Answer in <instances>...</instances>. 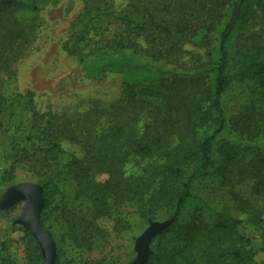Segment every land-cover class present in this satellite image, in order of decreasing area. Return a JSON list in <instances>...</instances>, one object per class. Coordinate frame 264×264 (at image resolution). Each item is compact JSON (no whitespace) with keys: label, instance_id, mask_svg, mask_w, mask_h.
Masks as SVG:
<instances>
[{"label":"trees","instance_id":"1","mask_svg":"<svg viewBox=\"0 0 264 264\" xmlns=\"http://www.w3.org/2000/svg\"><path fill=\"white\" fill-rule=\"evenodd\" d=\"M81 1L82 11L72 27H90L85 36L90 46L67 43L68 54L84 58L86 47L105 56L130 51L172 68L165 74L151 72L150 63L136 64L140 76L124 77L117 101L96 103L80 112L41 113L34 93L25 95L30 129L20 158L39 179L46 209L60 193L57 176L68 175L90 205L85 213L63 214L77 247L107 236L101 221L112 224L116 237L129 230L122 211L134 207L146 221L160 211L171 212L146 264H196L193 244L201 236L205 264H258L253 247L258 241L264 252V211L234 188L252 183L255 196L264 193V151L258 145L264 136V0ZM38 3L0 0V50L12 48L1 58L6 64H12L11 56L26 35L14 32L25 29L11 17V8L37 12ZM216 33L217 61L211 49ZM234 44L237 59L232 55ZM198 45L204 60L191 64L188 48ZM107 63L102 60L93 75L105 76L111 68ZM244 81L253 83L248 104L228 118L224 95L231 84ZM6 104L0 91V131L6 129ZM21 122L17 114L10 125L19 131ZM227 129L246 144L221 142ZM67 142L83 154L71 155L65 163ZM213 180L229 188L236 209L248 218L208 207L197 186ZM208 211L214 212L211 225L204 218ZM26 233L28 264H44L38 241L28 229ZM168 237L173 242L167 243ZM5 247L3 242L2 250ZM132 262L133 258L128 264ZM0 264L17 263L7 257Z\"/></svg>","mask_w":264,"mask_h":264},{"label":"rangeland","instance_id":"2","mask_svg":"<svg viewBox=\"0 0 264 264\" xmlns=\"http://www.w3.org/2000/svg\"><path fill=\"white\" fill-rule=\"evenodd\" d=\"M39 11H26L23 8H11V17L23 26L14 32L26 34L20 40L15 56H11L12 64H6L3 56L11 54V46L0 50V91L8 100L4 117L6 129L0 131V260L7 257L13 258L17 264H28L25 255L27 228L20 220L26 210L35 202V199L21 200L13 205L10 202L27 185L40 187L39 179L29 170L20 158V148L26 146L27 133L30 129L28 120L30 112L26 106L25 95L34 93V103L41 113L83 111L93 104L110 105L117 101L125 76L133 79L140 76V68L136 64H151V72L161 70L167 74L170 68L166 64H153L149 59L133 54L130 51L114 53L108 56L104 52L90 53L91 47L84 48L82 57L67 53L65 44H78L83 47L85 36L90 27H72L74 21L81 13L83 3L81 0H39ZM3 32V30H1ZM89 45V43H87ZM90 46V45H89ZM187 59L189 63L204 60V51L198 46L188 48ZM212 53L215 61L218 60V33L213 36ZM238 46L234 44L232 55L238 58ZM107 61L111 65L105 76L96 77L100 69V62ZM155 67L157 69H155ZM250 81L236 82L229 86L223 98V105L227 117L231 118L242 107L248 104ZM21 115L22 122L19 131L14 130L10 124L16 120V115ZM221 142L244 145L246 142L237 133L227 129L221 136ZM23 141V142H22ZM220 144V143H219ZM258 145L264 151V136ZM64 162L71 155L81 156L82 150L71 143L63 146ZM58 175V174H57ZM60 193L52 207H45L39 217L40 225L47 230L56 246V260L59 264H128L137 257V242L152 224L170 223L171 212L160 211L153 219H143L136 208H127L122 211L127 219L130 229L120 232L116 237L111 231L112 224L100 222L105 228L106 237H99L85 246L77 247L69 238V231L64 222L63 214L68 210L75 214L85 213L89 203L85 197L80 196L76 183L71 176L59 175L56 178ZM208 185V187L204 185ZM236 194L251 202L257 210L264 211V193L261 197L253 194V184L245 183L234 188ZM198 194L202 195L209 208L227 210L239 219L248 218L239 212L231 197L229 188L219 186L216 180L200 182L197 186ZM188 210L185 218L192 213ZM264 215V212H263ZM204 218L209 225L214 221V212L204 213ZM30 232V231H29ZM31 233V232H30ZM167 243L173 242L171 237L166 238ZM6 247L2 250V244ZM157 239H151L148 251L152 253ZM261 243L255 241L254 249L257 251L255 261L264 264V252H260ZM196 264H205L201 259L205 248L204 239L201 237L193 244ZM43 255V251H42ZM45 260V257L43 255ZM57 263V261H56ZM221 264H237L226 261Z\"/></svg>","mask_w":264,"mask_h":264},{"label":"water","instance_id":"3","mask_svg":"<svg viewBox=\"0 0 264 264\" xmlns=\"http://www.w3.org/2000/svg\"><path fill=\"white\" fill-rule=\"evenodd\" d=\"M25 199H35V202L26 210L24 216L20 220V223L26 227L38 241L45 257L44 264H57L55 243L51 237V234L39 223V217L45 207L42 188L35 185L25 186L24 190L17 194L9 205L11 206ZM168 225L169 223H155L144 232V234L138 239L136 247L138 255L132 264H146L151 254L148 251V246L151 239L155 238L157 233L162 231Z\"/></svg>","mask_w":264,"mask_h":264}]
</instances>
